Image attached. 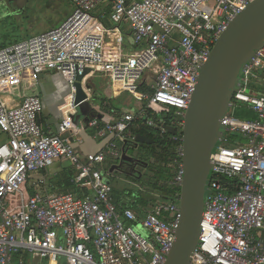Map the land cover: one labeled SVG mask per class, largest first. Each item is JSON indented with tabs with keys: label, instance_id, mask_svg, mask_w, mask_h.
I'll list each match as a JSON object with an SVG mask.
<instances>
[{
	"label": "built area",
	"instance_id": "2783aa9c",
	"mask_svg": "<svg viewBox=\"0 0 264 264\" xmlns=\"http://www.w3.org/2000/svg\"><path fill=\"white\" fill-rule=\"evenodd\" d=\"M71 1L74 12L56 29L0 47V80L53 70L70 88L60 106L56 134L43 131L37 122L39 97L29 95L10 105L0 94V133L6 136L0 143V264H14L12 256L18 252L30 253L32 262L46 259L47 264H164L175 240L180 192L168 203L154 205L143 218L117 208L113 186L101 170L108 156L119 157L116 142L85 156L74 148L81 130L72 121L75 77L88 68L87 78L100 74L132 93L145 83L151 93L138 92L140 96L148 104L175 107L178 118L172 126L181 130L212 47L253 0ZM107 2L110 27L89 15ZM122 26L129 30L131 44L138 46L128 54L122 51ZM87 78L82 82L86 90ZM234 86L210 155L199 236L188 264H264V46L242 63ZM69 99L72 106L66 109ZM237 105H245L255 118L234 116ZM135 117L126 113L101 127L99 117L80 123L81 128H98L99 138L135 140L129 129ZM146 124L154 121L150 118ZM231 135L236 136L232 145ZM178 155L172 184L180 188L182 141ZM64 158L92 195L79 198L39 189L29 193L32 176Z\"/></svg>",
	"mask_w": 264,
	"mask_h": 264
},
{
	"label": "water",
	"instance_id": "95a60500",
	"mask_svg": "<svg viewBox=\"0 0 264 264\" xmlns=\"http://www.w3.org/2000/svg\"><path fill=\"white\" fill-rule=\"evenodd\" d=\"M264 46V0H253L219 35L207 62L200 70L195 90L185 110L181 127L183 180L180 187V216L175 240L164 264H188L197 244L199 226L204 211L205 186L212 170L210 155L220 135V121L226 112L242 63ZM86 68L73 83L76 113L72 118L76 128L93 109L83 79ZM89 89V86H86ZM164 128L171 134L178 131L172 125ZM138 143L152 139L136 134Z\"/></svg>",
	"mask_w": 264,
	"mask_h": 264
},
{
	"label": "trees",
	"instance_id": "16d2710c",
	"mask_svg": "<svg viewBox=\"0 0 264 264\" xmlns=\"http://www.w3.org/2000/svg\"><path fill=\"white\" fill-rule=\"evenodd\" d=\"M105 10L109 11V7ZM99 18L105 26H109L106 23L105 16H99ZM10 43H0V47ZM105 84L95 78L87 82V86L92 90V98L97 107L94 115L109 114L113 116V121H116L115 119H119L120 115L131 113L136 116L129 126L132 134L134 136L141 134L153 140L151 143H138L129 139L117 140L118 145L126 149V153L129 156L116 158L108 156L105 160V162L107 161V167L103 171L105 179L113 185V199L117 208L121 211L131 209L141 218L158 199L170 201L173 199L174 193L180 190L179 187L172 184V181L176 173V162L180 160L178 147L181 144V134H171L167 130L162 133L157 127L174 125L176 120H173V115L177 116V109L174 107L175 110L172 111L169 108L170 106L165 105L154 108L151 107L152 104L145 102L143 104L145 109L144 116L137 117L138 111L125 109L118 104L109 95V86ZM68 87L69 85L67 90L69 89L70 91ZM139 88L143 89L144 92L139 91ZM137 91L143 94L151 93V90L145 84H140ZM150 118L154 121V125L146 124V120ZM99 119L101 120L102 117ZM233 137L236 136H230L231 145ZM130 161L136 163L140 170L143 169L138 178H136V174H138L139 170L135 172V175L124 174L119 168L124 163H131ZM59 166L60 170L57 174L49 177L50 186L57 192L72 193L78 197L86 196L89 190L86 189V183L82 179H78L80 177L79 173L72 166L67 168L62 167L61 164ZM43 174L44 171L32 176V178L41 177ZM118 178H124L131 185L118 186L114 184ZM75 179H78V181H75Z\"/></svg>",
	"mask_w": 264,
	"mask_h": 264
},
{
	"label": "crops",
	"instance_id": "0c3cea01",
	"mask_svg": "<svg viewBox=\"0 0 264 264\" xmlns=\"http://www.w3.org/2000/svg\"><path fill=\"white\" fill-rule=\"evenodd\" d=\"M107 7H109V11L105 10V9H107ZM100 8H102L100 16H105L106 23L109 24V26H105L102 23V21H100L101 19L99 18V16H94V15H92V16L98 18V20L105 27L113 26V23L109 18L110 17V11H111V3L107 2L97 9H100ZM97 9H95V10H97ZM121 29H122V37H123V41H122L123 53L128 54V53H131V52L137 50L138 47L135 49V47L131 44V46L133 47V50L130 52L126 51L127 45L125 44V38L124 37L125 36L129 37V40L131 41V34H130V32L126 26H122ZM16 42H18V41H16ZM13 43H15V42H13ZM10 44H12V43H10ZM4 46H6V45H4ZM32 74L36 75V79H34V78L30 79L31 81L25 83L26 85L24 84L25 87H22L21 91H18L15 94H13L11 92H4V93H2V97L10 105L20 104L22 102V100L26 96H29V95H35V96L39 97L41 104H42V110L38 113L37 122L43 131L56 134L58 131V125H59L60 121L62 120V112H61L60 106L65 103V98L70 92L69 89L67 92L68 83L66 82L64 77H62L63 75H61L59 72H56L53 70L45 71V72L43 71L39 74H35V73L30 72V71H27L26 73L24 72V76L27 78H29V75H32ZM14 76L22 77V73L16 74ZM103 78L105 79V81H103L104 83L101 81V83L102 84L106 83L105 85L109 86V95H111L115 100H119L120 102L126 104L125 101L120 99V96H121V94L127 92L128 94L132 95V97L134 98V101H135V104H133V105L129 104L128 105V108H131L128 110H136V111H138L139 116H141V117L144 116L145 109H144V105L142 102L146 101V103L148 104V101L146 99L142 98L138 92L132 93L129 91L122 90L118 85L113 84L111 82L110 78H108L106 76H102V79ZM20 82H22V80H20ZM142 84H145V83H142ZM21 85H22V83H21ZM116 86H118L120 89L116 90L115 89ZM147 87H149V86H147ZM149 89H150V87H149ZM38 90H40L41 93H39ZM23 92H24V94H23ZM88 92H91V95ZM87 93L90 96V102H91L93 100L92 90L90 88L87 89ZM41 94H42V96H41ZM71 101H72L71 99L67 100L68 105L66 106V109H68L72 106V105L71 106L69 105L70 103H72ZM95 109H97V107H93L92 111ZM93 117H99V118L102 117L101 120L99 119L100 120V127L103 126V124L105 122H109V121L114 120L113 116L109 115V114H101V115L96 114ZM119 117H121V115ZM115 120H118V118ZM81 123H84V119H81ZM79 129H81L78 133L79 140L74 142V148H75L76 152H79L78 154L80 156H85L89 153H97L99 151L105 150L110 141L116 142L117 149L119 150V153H120L119 156H129L126 153V149H123L121 146L118 145L117 139H115L111 136L106 137V138H99L97 136V133H96L98 128L85 126L84 128H79ZM176 130L178 131L179 129H176ZM178 133L181 134L180 130L178 131ZM134 138H135V136H134ZM5 139H6V136L0 133V143L5 141ZM130 162L133 163V161H130ZM60 164H61V160H57L52 166L48 167L45 170H41L38 173H36V174H39V173L44 171V174L41 177L31 178L34 181H33V183H31L30 188L28 189L29 193H33L34 191H36L35 189H39L40 191L47 193V194L67 193V192H62V191L57 192L56 190H54L50 186V183H49V177L55 176L57 174V172L60 170V168H59ZM106 164H107V161L101 166L102 171H104V169L107 167ZM108 164L110 165V163H108ZM73 169L77 172V170L74 167H73ZM36 174H34V175H36ZM40 179L44 180L43 184H38V180H40ZM35 181H36V185L33 186ZM75 181H76V179H75ZM86 185H87L86 189L89 190V193L86 196L79 197V198H86V197H89L92 195V193H93L92 189L90 188V186L87 183H86ZM176 192H178V191H176ZM179 192H180V190H179ZM76 197H78V196H76ZM21 261L22 262L19 261V264L24 263V261L22 259H21ZM34 262L39 263L41 261L35 260ZM59 264H65V261L62 260V262H60Z\"/></svg>",
	"mask_w": 264,
	"mask_h": 264
},
{
	"label": "rangeland",
	"instance_id": "374dc122",
	"mask_svg": "<svg viewBox=\"0 0 264 264\" xmlns=\"http://www.w3.org/2000/svg\"><path fill=\"white\" fill-rule=\"evenodd\" d=\"M74 10L75 4L71 0H0V43H13L54 30L59 27L74 12ZM101 11L102 8L90 12L89 15L100 16ZM124 38L125 44L127 45L126 51H132L133 47L131 46L129 37L125 36ZM134 47L136 49L138 46ZM32 78L36 79V75L32 74L29 75V78H27L24 76V73H22V77L10 76L3 78L2 80H0V94L2 95V93L4 92H11L15 94L18 91H21V88L25 87L24 84L31 81L30 79ZM92 78L97 79V81L99 82L105 81L104 78L102 79V75L94 74L87 78V82H89V80H91ZM20 80H22V82H20ZM139 91L144 92V90L140 88ZM38 92L41 93L40 90H38ZM88 93L91 95V92ZM120 99L125 101L126 104L120 102L119 100H116V102L123 106L125 109H131L128 108V105L135 104L134 98L127 92L121 94ZM145 102L146 101H143L142 103L144 104ZM91 103L93 107H96L94 100H92ZM69 105L71 106L72 103H70ZM160 106L162 105H151V107L154 108H158ZM169 108L172 111L175 110L174 107ZM95 111L96 110L91 111L87 116L83 118L85 125L87 123L86 120L91 119L94 116ZM232 114L241 119L250 120L255 118V115L251 111L247 110L245 105H237L235 108H233ZM177 118L178 115L176 116L174 114L173 120H176ZM123 161L125 162V160ZM61 166L67 168L71 166V164L67 159L64 158L61 160ZM119 168H121L124 174L127 173L135 175V172L139 170V172H137L138 174H136V178H138V176L143 172V169L140 170V167L137 166V164L134 162L124 163L120 165ZM33 181L34 180H30V182H28V189L30 188V183H33ZM114 184L118 186L131 185L124 178L116 179ZM168 202L169 201L167 200L161 201L158 199L153 203V205L148 208V210L151 209L154 205ZM128 225H130L136 232L142 235L146 234L145 230L140 226H135L133 223H128ZM21 259L24 261L23 264H36L31 261L32 255L28 252H18L16 254H13L12 256V262L14 264H19V261ZM38 264H47V261L46 259H43Z\"/></svg>",
	"mask_w": 264,
	"mask_h": 264
},
{
	"label": "bare ground",
	"instance_id": "6f19581e",
	"mask_svg": "<svg viewBox=\"0 0 264 264\" xmlns=\"http://www.w3.org/2000/svg\"><path fill=\"white\" fill-rule=\"evenodd\" d=\"M87 78V77H86ZM116 90H119L120 88L118 87V86H116V88H115Z\"/></svg>",
	"mask_w": 264,
	"mask_h": 264
}]
</instances>
